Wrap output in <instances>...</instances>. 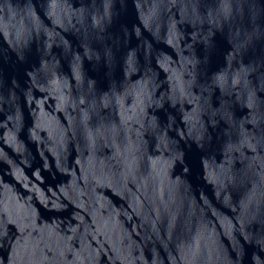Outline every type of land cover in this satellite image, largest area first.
<instances>
[{
    "label": "water",
    "instance_id": "95a60500",
    "mask_svg": "<svg viewBox=\"0 0 264 264\" xmlns=\"http://www.w3.org/2000/svg\"><path fill=\"white\" fill-rule=\"evenodd\" d=\"M0 264H264V176L138 0H0Z\"/></svg>",
    "mask_w": 264,
    "mask_h": 264
}]
</instances>
